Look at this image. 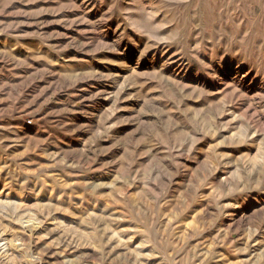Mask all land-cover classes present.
Wrapping results in <instances>:
<instances>
[{
  "label": "rangeland",
  "instance_id": "1",
  "mask_svg": "<svg viewBox=\"0 0 264 264\" xmlns=\"http://www.w3.org/2000/svg\"><path fill=\"white\" fill-rule=\"evenodd\" d=\"M0 264H264V0H0Z\"/></svg>",
  "mask_w": 264,
  "mask_h": 264
},
{
  "label": "built area",
  "instance_id": "2",
  "mask_svg": "<svg viewBox=\"0 0 264 264\" xmlns=\"http://www.w3.org/2000/svg\"><path fill=\"white\" fill-rule=\"evenodd\" d=\"M29 123H30V121H29Z\"/></svg>",
  "mask_w": 264,
  "mask_h": 264
}]
</instances>
